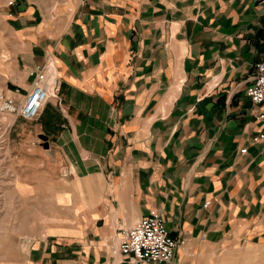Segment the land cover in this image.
I'll return each instance as SVG.
<instances>
[{
    "label": "crops",
    "instance_id": "1",
    "mask_svg": "<svg viewBox=\"0 0 264 264\" xmlns=\"http://www.w3.org/2000/svg\"><path fill=\"white\" fill-rule=\"evenodd\" d=\"M16 1L14 96L51 65L43 125L75 169L97 173L76 201L82 223L34 238L19 262L128 264L123 231L158 213L172 264H264V120L247 95L264 0Z\"/></svg>",
    "mask_w": 264,
    "mask_h": 264
},
{
    "label": "rangeland",
    "instance_id": "2",
    "mask_svg": "<svg viewBox=\"0 0 264 264\" xmlns=\"http://www.w3.org/2000/svg\"><path fill=\"white\" fill-rule=\"evenodd\" d=\"M16 5V0H0V97L23 104L25 100L14 96L22 93L17 90L23 67L16 60L21 51L6 24ZM46 130L41 116L26 120L0 112V264H22L23 246L28 249L31 240L70 235L82 223L76 201L88 175L97 173L75 169L76 157L64 153Z\"/></svg>",
    "mask_w": 264,
    "mask_h": 264
},
{
    "label": "built area",
    "instance_id": "3",
    "mask_svg": "<svg viewBox=\"0 0 264 264\" xmlns=\"http://www.w3.org/2000/svg\"><path fill=\"white\" fill-rule=\"evenodd\" d=\"M256 70L258 74L247 95L260 108L259 119L264 120V56L256 65ZM31 76L34 77L32 90L26 95L24 103L18 104L14 99L1 95V113L21 115L26 120H36L41 116L48 100L59 92L58 79L51 65L39 67ZM262 138L264 135L255 141ZM242 153H247V150H242ZM177 248L178 243L170 236L164 218L155 213L123 231L119 253L128 260V264H172Z\"/></svg>",
    "mask_w": 264,
    "mask_h": 264
},
{
    "label": "water",
    "instance_id": "4",
    "mask_svg": "<svg viewBox=\"0 0 264 264\" xmlns=\"http://www.w3.org/2000/svg\"><path fill=\"white\" fill-rule=\"evenodd\" d=\"M43 139H44V140H48V137L45 136V137H43Z\"/></svg>",
    "mask_w": 264,
    "mask_h": 264
}]
</instances>
